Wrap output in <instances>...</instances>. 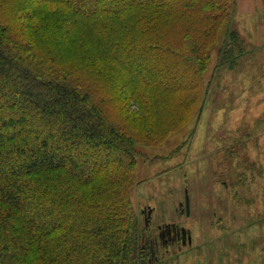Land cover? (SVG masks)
I'll return each mask as SVG.
<instances>
[{
	"label": "trees",
	"instance_id": "trees-1",
	"mask_svg": "<svg viewBox=\"0 0 264 264\" xmlns=\"http://www.w3.org/2000/svg\"><path fill=\"white\" fill-rule=\"evenodd\" d=\"M236 6L0 0V264L163 262L131 202L137 145L200 117ZM245 52L230 30L217 70Z\"/></svg>",
	"mask_w": 264,
	"mask_h": 264
},
{
	"label": "rangeland",
	"instance_id": "rangeland-1",
	"mask_svg": "<svg viewBox=\"0 0 264 264\" xmlns=\"http://www.w3.org/2000/svg\"><path fill=\"white\" fill-rule=\"evenodd\" d=\"M232 15L212 49L200 117L160 145H137L130 195L140 226L149 235L177 222L192 233L161 264H264V68L217 70L218 47L240 30Z\"/></svg>",
	"mask_w": 264,
	"mask_h": 264
},
{
	"label": "crops",
	"instance_id": "crops-1",
	"mask_svg": "<svg viewBox=\"0 0 264 264\" xmlns=\"http://www.w3.org/2000/svg\"><path fill=\"white\" fill-rule=\"evenodd\" d=\"M236 5L240 28L237 30L245 45L251 44L252 48L246 47V52L239 59L235 69L240 71L257 69L260 66L264 68V0H236Z\"/></svg>",
	"mask_w": 264,
	"mask_h": 264
},
{
	"label": "flooded vegetation",
	"instance_id": "flooded-vegetation-1",
	"mask_svg": "<svg viewBox=\"0 0 264 264\" xmlns=\"http://www.w3.org/2000/svg\"><path fill=\"white\" fill-rule=\"evenodd\" d=\"M146 219L150 221L151 217L147 216ZM189 231L177 222L165 224L164 226L160 225L156 233L153 232L148 235L149 251L154 257L159 253L164 256L165 254H162V251H167L169 247L177 246L180 249L183 245H189Z\"/></svg>",
	"mask_w": 264,
	"mask_h": 264
},
{
	"label": "water",
	"instance_id": "water-1",
	"mask_svg": "<svg viewBox=\"0 0 264 264\" xmlns=\"http://www.w3.org/2000/svg\"><path fill=\"white\" fill-rule=\"evenodd\" d=\"M151 215H152V210L150 209L149 212H148V216L151 217ZM147 222H148V220H147ZM146 224H147V223H146ZM184 230H185V229H184ZM191 242H192V236H191V233H190V231H189V235H188V244H191Z\"/></svg>",
	"mask_w": 264,
	"mask_h": 264
}]
</instances>
